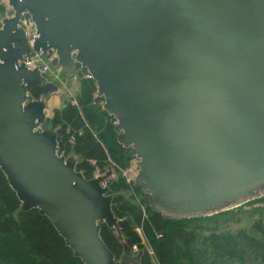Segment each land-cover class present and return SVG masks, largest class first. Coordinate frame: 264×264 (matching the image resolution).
Wrapping results in <instances>:
<instances>
[{
  "label": "water",
  "instance_id": "95a60500",
  "mask_svg": "<svg viewBox=\"0 0 264 264\" xmlns=\"http://www.w3.org/2000/svg\"><path fill=\"white\" fill-rule=\"evenodd\" d=\"M0 24V169L21 208L46 216L83 264L120 261L105 176L86 179L43 127L55 91L21 59L53 51L85 68L138 160L135 184L162 216L207 215L264 192V0H7ZM27 14L31 44L20 17Z\"/></svg>",
  "mask_w": 264,
  "mask_h": 264
},
{
  "label": "trees",
  "instance_id": "16d2710c",
  "mask_svg": "<svg viewBox=\"0 0 264 264\" xmlns=\"http://www.w3.org/2000/svg\"><path fill=\"white\" fill-rule=\"evenodd\" d=\"M2 9L0 0V17H3ZM75 70L79 77L78 94L74 100H66L54 108L43 127L56 132L58 155L73 156L76 170L86 179L105 176L112 198L111 209L117 219V228L100 224L99 234L108 250L120 261L124 245L130 249L136 246L137 251L132 252L139 260L135 264H200L199 248L183 246L177 240L186 224L200 217L162 216L150 206L148 196L136 184L132 187L141 195L140 204L144 207L126 199L124 192L131 185L125 181L121 170L133 157L129 148L118 143L116 120L103 109L104 101L96 94L95 81L78 64ZM111 174H115V178H111ZM136 227L141 228L145 242L135 231ZM0 264H83L46 216L39 214L36 208L22 210L1 169Z\"/></svg>",
  "mask_w": 264,
  "mask_h": 264
},
{
  "label": "rangeland",
  "instance_id": "374dc122",
  "mask_svg": "<svg viewBox=\"0 0 264 264\" xmlns=\"http://www.w3.org/2000/svg\"><path fill=\"white\" fill-rule=\"evenodd\" d=\"M1 2L3 17H0V24L3 18L12 15L8 1ZM44 59L47 67L45 78L55 86V91L46 100L45 112L51 117L54 108L60 107L66 100H74L79 92V77L75 69L70 74H63L52 55ZM129 167L138 171V160L133 157L130 164L121 170V175L131 185L124 195L130 203L140 204L141 195L132 187L137 173L129 181V173L126 174ZM110 177L115 178V174ZM103 185L107 186L105 180ZM255 198L221 211L196 216L200 219L186 224L177 240L183 246L199 248L200 264H264V192ZM135 231L145 242L141 228L136 227Z\"/></svg>",
  "mask_w": 264,
  "mask_h": 264
},
{
  "label": "built area",
  "instance_id": "2783aa9c",
  "mask_svg": "<svg viewBox=\"0 0 264 264\" xmlns=\"http://www.w3.org/2000/svg\"><path fill=\"white\" fill-rule=\"evenodd\" d=\"M19 26H21L25 30L28 41L31 44V42L33 41V39L37 35L35 32L34 24L31 21V19L29 18V16L22 15V17L20 18ZM43 60H45V59H44L43 55L41 54V52L32 51L30 54L24 55L23 58L21 59V61H19V62H23L24 65L29 69H34V68L38 69L40 71V73L45 76V73L47 71V67L45 66V63ZM88 76L90 77L89 74H88ZM127 173H129V177H127V179L130 181L132 179V177L137 173V170L129 167L127 169L126 174ZM133 180H134V178H133ZM131 249L133 252L137 251L136 246H132Z\"/></svg>",
  "mask_w": 264,
  "mask_h": 264
},
{
  "label": "crops",
  "instance_id": "0c3cea01",
  "mask_svg": "<svg viewBox=\"0 0 264 264\" xmlns=\"http://www.w3.org/2000/svg\"><path fill=\"white\" fill-rule=\"evenodd\" d=\"M47 100V99H46Z\"/></svg>",
  "mask_w": 264,
  "mask_h": 264
}]
</instances>
